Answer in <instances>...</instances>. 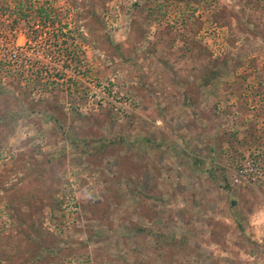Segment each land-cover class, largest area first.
<instances>
[{"label": "rangeland", "instance_id": "1", "mask_svg": "<svg viewBox=\"0 0 264 264\" xmlns=\"http://www.w3.org/2000/svg\"><path fill=\"white\" fill-rule=\"evenodd\" d=\"M247 158L264 0H0V264H264Z\"/></svg>", "mask_w": 264, "mask_h": 264}, {"label": "built area", "instance_id": "2", "mask_svg": "<svg viewBox=\"0 0 264 264\" xmlns=\"http://www.w3.org/2000/svg\"><path fill=\"white\" fill-rule=\"evenodd\" d=\"M264 176V167L256 160L247 158L238 168L235 183L240 186H246L255 183Z\"/></svg>", "mask_w": 264, "mask_h": 264}, {"label": "trees", "instance_id": "3", "mask_svg": "<svg viewBox=\"0 0 264 264\" xmlns=\"http://www.w3.org/2000/svg\"><path fill=\"white\" fill-rule=\"evenodd\" d=\"M29 4V6H25L23 3H21V2H19L18 4H17V6L15 7V10H13L12 11V13L13 14H15L16 15V17L18 16V17H21V18H23L24 19V17H26V12L24 11V9H25V7H27V8H32V6H30V2L28 3ZM37 12H38V14L41 16V18L44 20V22H50L51 20H52V11H48L47 9H37L36 10ZM215 75H213L212 74V76L211 77H206L205 78V83H209L210 82V80L212 79V77H214ZM48 82H41V80H39L38 79V81H37V86L38 87H43V91L45 90V91H47V90H49L50 88H49V83L47 84ZM140 231H144V230H142V229H140ZM29 241H31V239L29 238ZM34 246H35V244H34ZM47 250H44V248L42 249L41 248V250L40 249H36V250H34V253H33V257H34V259H37V258H39V257H41V256H43V254L46 252Z\"/></svg>", "mask_w": 264, "mask_h": 264}]
</instances>
